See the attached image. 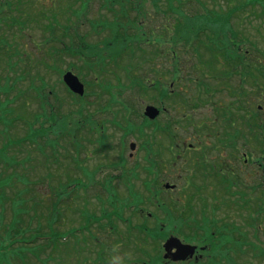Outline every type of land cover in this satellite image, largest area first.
I'll list each match as a JSON object with an SVG mask.
<instances>
[{"label": "rangeland", "instance_id": "1", "mask_svg": "<svg viewBox=\"0 0 264 264\" xmlns=\"http://www.w3.org/2000/svg\"><path fill=\"white\" fill-rule=\"evenodd\" d=\"M11 1L13 11L18 17L29 21L24 26L34 38L30 39L31 37H28L27 33L18 26L19 24L9 27L4 20L0 21V35L4 39L2 45L6 46L5 49H0V102L9 100L8 105L13 108V112H0V119L4 123H10L18 116L20 117L15 124L4 125L0 122V183H5L0 184V249L3 250L1 257L5 256L6 259H11L18 264H108L110 252H107L105 248L111 250L114 244H119V250L123 253L120 254L126 257L127 264H210L211 256L219 259L215 263L230 264V223H234L239 227L235 230L237 238L244 242L243 248L232 253L234 260L237 264H246L244 261L252 258L253 262L264 264V257L256 256L250 247L251 244L254 245L253 242L260 243L264 247V210H256L257 207L254 205L260 201L259 195L263 192L252 189L255 167L244 166L241 160L222 151L212 157H217L222 167L228 169L234 166L239 178L246 180L247 183L233 184L230 189L231 194H228L227 183H196L204 178L202 173L198 172V175L195 173L194 164H185L182 170L174 167L179 149L186 148L188 143L200 147L197 135L212 133L213 128L202 125L201 122L209 117L212 119L215 108L220 115L228 113L229 110L233 112L235 118L240 117V106L232 101L233 96L227 92L228 84L220 77L212 80L214 82L212 87L215 89L214 103H216L213 111L209 106H202L198 110L191 111L192 108L181 99L169 100L167 106L171 110L170 119H180L181 114L193 112L191 119L188 118L190 115L185 117L183 125H186V128L176 129L177 133L184 135V140L171 149L172 143L167 136L163 135V131L139 128L140 125H148L146 119L141 117L144 105L159 103L154 99L156 91L148 92L141 86L122 88L118 89L115 92L117 96L112 98L111 93L95 83L98 78L94 81L89 65L72 56L60 57V54L55 52L56 46H60L58 40L50 41L55 44V48L46 43L52 36L58 38L60 29L68 21L67 18H72L75 12L91 0H61L60 8L65 10L57 8V1L52 4L51 9L48 0H18V4H16L17 0ZM78 1H80L79 9L76 8ZM238 2V0H230L228 5H235ZM175 3L179 6L177 0ZM184 4L185 2L182 3V8ZM90 5L86 15L95 17L96 25L103 22L102 16L105 19L110 16L108 15L110 12L103 8L101 2L95 0ZM186 5L189 10L198 5L199 12L196 16L189 18L188 13L184 11L181 12L182 14L174 11L182 17L183 22H187L188 18V22L193 23L204 17V23L208 24L207 22L213 21L211 14L215 12L226 14L230 11L227 0H198V4L194 2ZM144 9L146 11V8ZM42 10H46L52 19L48 27L57 28V32L53 34L47 32L45 36ZM135 13L131 14V17L135 14L132 20L136 18L137 12ZM248 13L249 17L246 16ZM25 15H28L29 19H26ZM227 15L229 24L225 32H230L231 28V32H235L238 36L236 38L241 42L243 49H249L264 62V3L258 4L256 11H253V7L249 5L243 9L235 8ZM163 22L162 14H153L151 27ZM130 31L134 32L133 27ZM99 37L100 35L90 34L92 42L97 41ZM42 38L43 42H39ZM165 39L169 40L170 37ZM164 47L172 49L175 46L167 43ZM146 50L144 53L139 52L138 62L133 60L132 65H144L148 71L147 74L152 78L155 74L165 76L163 82L169 92L172 89L169 84L173 78H176L173 68L170 69L169 64H166L170 70H165V67L162 69L159 64L161 60L156 61L155 64L149 63L147 56L151 54H148ZM214 53L217 55L218 52L207 51V55L210 56L204 54L203 57L210 59ZM153 58H157L156 54ZM223 60L221 58L211 65L201 64L198 67L195 66L198 61L193 62L190 73L184 74L187 76V86L183 87L182 83L177 82L174 89L180 86L183 91L181 94L187 101L196 103L199 100L197 96L201 86L196 84V80L200 83L204 79L209 82L208 76L204 74L216 72L219 74L218 70L227 67ZM123 62L122 65H118L121 68L120 73L108 74V76L106 74L98 81L106 80L118 84L120 78L123 83L129 85L130 81L126 79L127 74L122 71ZM73 63L75 66H70ZM170 64L172 65V61ZM58 65L65 70H73L81 74L87 86L84 96L80 97L68 90ZM157 65V73H155L154 67ZM145 67L132 69V76L142 80L144 85L149 82L144 76ZM176 72L182 75L179 70ZM237 82L233 80L234 87L237 89L243 87H240ZM43 84L46 85L47 92L52 90L50 99L55 105L53 109L45 108L37 98L35 88ZM113 84L109 85L112 89ZM118 99H127L133 111H127L118 103H114ZM259 103H264V98ZM23 117L27 118V123L23 121ZM113 119L122 122L129 119L135 124V128H130L129 135H125L127 132L124 134L115 127L114 123H110ZM166 119L162 112L159 121L164 123ZM189 121L191 124L188 123ZM29 122H35L31 124L34 129L43 126L52 132L49 133V137L38 136L37 142H25L21 137L30 131ZM222 126L228 128L226 136H217V141L204 136L202 141H210L213 145L219 143L220 149L229 148V144L221 145L222 142L219 141L230 135L232 131L235 135L239 134L236 136L235 143L240 148L248 144L244 135H241L243 133L239 127L230 128L223 116L214 123L215 128L221 129ZM122 137H128V144L125 145ZM47 139L49 143H46ZM72 139L77 141L76 148ZM100 139L109 143L106 147V161L99 154ZM131 139L136 143L145 140L153 141L154 154L151 155V161L142 159L141 166H133L131 162L120 164L121 157L118 149L125 148L128 155L131 151L129 143ZM201 147H204V142ZM261 147L252 141L248 145V151L250 149L253 155L258 156V150ZM189 152L192 155L196 154L194 151L188 150V154ZM146 162H155L154 169H149ZM104 164H107V168L102 171ZM100 165L102 167H99ZM251 170L253 173H250ZM77 181L81 185H75ZM167 181L176 184L173 191L165 188ZM144 182H149L151 187L147 188L148 183ZM39 183L51 184L50 187L44 188L45 186ZM49 190L55 197L50 195ZM199 190V196L205 199L206 210L203 212L210 217L213 221L211 224L214 225L209 234L213 230L218 231L219 250L212 255L205 252L200 259L193 258L173 263L164 259L162 248L167 234L172 235L175 231L173 228L179 229L175 233L183 231L185 234L198 238L206 235L202 227L208 225L207 221L190 211V207L200 210L203 208L200 197L198 196L199 201L196 198ZM242 195L243 197H240ZM248 197L249 204L244 203ZM103 208L108 210L110 218L118 221L117 230L106 237L98 230L92 232L93 236H99L101 240H104L105 247L96 245L87 230H75L73 227L86 225L87 218L96 216L94 214L101 216ZM117 214L126 218L131 217L135 225L143 226L149 231L148 236L144 231H130L126 223L119 221ZM255 222L260 223V229L258 225L254 227ZM41 225L46 226L44 229L47 236L39 241V246L15 245L20 243L15 242L16 239L32 237L30 233L39 229ZM242 233L245 235L241 236ZM165 235L166 238H164ZM16 249L20 251H14ZM14 256L21 258L16 260Z\"/></svg>", "mask_w": 264, "mask_h": 264}, {"label": "trees", "instance_id": "2", "mask_svg": "<svg viewBox=\"0 0 264 264\" xmlns=\"http://www.w3.org/2000/svg\"><path fill=\"white\" fill-rule=\"evenodd\" d=\"M95 0H91V2H88L83 5V7L75 12L76 15L74 18H68L67 24L64 25L63 28L60 30V36L59 38L62 40L63 35H68L71 28L74 26V24H78L79 20L81 19L82 15H84L88 9L91 7V3ZM98 2H101L103 5V8L106 9V11H109L110 13L114 14L112 18L105 19L103 18L104 25L109 27L111 29L112 27V36H118L121 41L117 42L115 40H109L106 45V50L108 49V56L110 58L111 63L114 65H118V62L120 58H124L127 61L123 62L122 69L126 72L127 77L130 78V84L129 87L132 86H141L142 89L145 91H156L161 93V99L164 97L163 91L166 89L165 84L163 82V76L162 74L158 75L155 74L153 78L148 75V71L146 70V67L142 64L138 65H132V61L138 62V55L139 52H148V54H151L147 56L149 63L155 64L156 61H162L163 56L161 54L171 52V60L175 61L179 60L180 58V52L182 51L184 44H189L194 51H198L201 44L205 43L208 46V49L211 50V47L216 46L218 53L217 55L214 53L211 55V58L208 60H211L214 62V58H217V60H221L223 58L227 65L226 68L218 70L219 77L224 78L226 80V77H230L231 84L233 83V80L238 81L237 83L240 86L244 87V82L247 80V77L250 76L252 79L254 78V82H256L258 78V72H262V66H260L258 63L253 61L250 58L251 51L250 50H243L242 44L240 41L237 40L236 33L231 32H225L226 27L229 24L228 23V13H230L231 10H234L235 8L243 9L247 6H252L253 11L257 10V5L264 3V0H238L239 2L235 5H228V2L230 0H227V5L230 8V11L226 14L222 13H213L211 14L213 21L207 22L208 24L204 23L205 18L201 17L198 21H195L193 23L183 22L182 17L179 14H182L181 12L184 11L186 14L188 13L189 18L191 16H196L199 12V9H197L198 5H195L194 9L189 10L186 4L190 5L192 3L198 4V0H177L179 2V6L176 5V0H97ZM184 7L182 8V3H184ZM13 4V2L10 0H0V21L4 20L5 24L11 27L12 22L14 21L15 16L13 15L12 9H10V6ZM186 5V6H185ZM17 6V5H16ZM80 7V1H78V7ZM146 8V11L145 9ZM142 9V10H141ZM154 10V11H153ZM136 18L132 20L133 16L136 14ZM177 11L179 14H176ZM135 13L132 17L131 14ZM162 14L164 16V22L161 24H157L155 27H151L153 14L158 15ZM73 14V15H74ZM249 13L246 15L247 17ZM217 19V20H215ZM201 20V21H200ZM215 20V21H214ZM95 21H93V25L95 26ZM1 27V24H0ZM65 27H68L67 29H64ZM133 27L134 32L131 33L130 28ZM170 37L169 40H166L165 38ZM4 43L3 37L0 35V49H5L6 46L2 45ZM86 41H83L82 37L78 36V39L76 41H69V42H62L60 44L58 50L61 51L60 57L64 58V54L69 52L71 54H78L80 57H83L82 60L86 65H96L97 68H100L103 64L104 56L103 54L100 55V57H95L96 61L91 62L90 59L92 57V53L88 48L92 47L89 46L88 43L85 44ZM109 43V44H108ZM112 43V44H110ZM158 43V44H157ZM171 43L175 47H172V50L166 49L164 47L165 44ZM114 44V45H113ZM155 44H157L155 46ZM240 44V45H239ZM121 52L122 56L118 57L117 55ZM211 52V51H210ZM147 54V55H148ZM154 54H156L157 58L154 59ZM123 55H125L123 57ZM216 56V57H214ZM161 65V68L163 69L165 67L164 63H159ZM75 66V65H74ZM115 67V66H114ZM144 68L147 82L145 85L143 84L142 80L138 79L137 77L132 76V69L135 68ZM157 66L154 67L155 73H157ZM177 65H173V68H176ZM149 68H151V65H149ZM83 69V68H82ZM94 70H96V67H93ZM256 70V71H255ZM242 81H240L239 79ZM99 78V76H97ZM118 85H121L122 80L118 79ZM257 83V82H256ZM258 84V83H257ZM1 86V85H0ZM46 85L43 84L42 86H36L35 91H37V98L40 100V102L44 105V107L49 104V98L51 91L46 90ZM140 88V89H141ZM141 89V91H143ZM242 90L241 89V97L238 96L239 101H237V104H240L239 106H242ZM233 91L236 92L237 88L234 87ZM156 92L154 93V99H156ZM153 98V97H152ZM9 100H6L4 102H0V112L6 113L13 112V108L8 105ZM243 108V106H242ZM241 110L240 117L235 118L232 111H230V119L233 124L237 123L242 124L241 118L246 117V114L244 115ZM1 120V119H0ZM31 124L32 122H29V128L30 131L27 132V135L25 138L30 139L31 137L37 136L38 132H34L36 129L32 128ZM234 125L235 127H237ZM239 127V126H238ZM240 129V128H239ZM240 131L243 133L241 135L247 136L246 133L244 134V131L240 129ZM234 136H230V147L237 152L241 151L239 145L236 142V136L232 133ZM239 227L237 224L230 223V264H237V262L234 260V257L232 256V253L237 252V250H240L244 247V242L239 241L235 234V230ZM186 235V234H185ZM245 235L242 233L241 236ZM32 237H29L24 242L29 243L30 246H39V241L42 240L43 237H46L44 229H38L31 233ZM187 236V235H186ZM190 237V235H188ZM12 241V240H11ZM22 243V242H21ZM214 244V243H212ZM22 245V244H19ZM23 246V245H22ZM28 246V245H27ZM29 247V246H28ZM253 252L255 255L264 256V249L258 250V245L251 244ZM3 253V252H2ZM5 253V252H4ZM18 254V253H17ZM1 251H0V259L1 257ZM19 255V254H18ZM16 260H20L19 256H14ZM1 264H18L17 262L6 259L5 256L1 259Z\"/></svg>", "mask_w": 264, "mask_h": 264}, {"label": "flooded vegetation", "instance_id": "3", "mask_svg": "<svg viewBox=\"0 0 264 264\" xmlns=\"http://www.w3.org/2000/svg\"><path fill=\"white\" fill-rule=\"evenodd\" d=\"M170 54L168 53H163L161 54V56H163L162 58V63H170V60L168 58ZM175 83L172 82L170 84H172L171 86H173ZM172 92V91H171ZM170 96L171 93H168ZM125 105L124 108H126V106H130V102L126 99L124 101ZM118 106V105H117ZM146 105H144L145 107ZM131 108V107H130ZM132 109V108H131ZM120 110H124V109H120ZM165 112H167L165 114V117H167L166 120H164V126H166L167 128H170L171 126V122L174 119H170V109L167 107L166 109H164ZM125 112H127L126 110H124ZM144 112V110H143ZM142 118H145L144 116H141ZM118 119V118H117ZM146 119V118H145ZM127 121L122 122V121H116L115 119H113L110 123L111 124H115V127L119 130V131H123L124 134L127 132V134L125 135H129L130 133V128H135V124L130 122L129 119H126ZM146 121L148 122V120L146 119ZM130 122V124H129ZM163 126V125H162ZM146 129H152L153 130V125L152 124H148L146 126L144 125H140L139 128L140 130L145 128ZM185 128V125H184ZM142 132V131H141ZM148 134H150L151 132H147ZM164 136H167L169 142H171V134L169 132H163ZM175 136H178L177 142H176V146L179 145L180 141L184 140V135L182 133H176L174 132ZM207 136L209 137L210 140H215L217 141V136H219V134H215L214 132L212 133H208V135H204L202 133L198 134V143L200 144V147H195L192 143H188L187 147L184 149H179V153L177 154L176 157V162L174 163V167H176V169L182 170V168L184 167L185 164H194V166L196 167V174L202 173L203 176V180L197 181L196 183H227L229 190H230V170L227 171V176L229 177V179L227 181H224L223 178L219 175V162L217 157L216 158H212L215 154H217L219 152H225V154L229 155L230 153V147L229 148H225V149H220L219 148V143L217 144H212L210 141H202L203 137ZM121 139L124 140L125 145L128 144V137H122ZM100 141V145H101V149H100V155L103 157V159L106 161L107 157H106V150H107V146H109L108 142H105V140H99ZM204 142V147H201V145ZM130 152L127 155L126 154V149L123 147H120L118 149L119 152V156L121 157V163L120 164H126V163H133V166H141V160L143 159L144 161H151V155L154 154L153 153V141H149V140H145V141H141L139 143H136V141H133L132 139L130 140ZM170 144V143H169ZM168 144V147H169ZM170 149V148H168ZM188 150L190 151H194L196 152L195 155H192L191 152H189L188 154ZM222 151V152H220ZM177 152H175L176 154ZM218 154V155H219ZM196 162H198V165H196ZM147 163V167L149 169H154L155 167V162H146ZM170 162L168 161V164ZM99 167H102V165H100ZM222 167V166H221ZM107 168V164L103 165L102 171H104ZM222 173H226L225 170L222 168ZM198 175V174H197ZM221 177V178H220ZM187 181V180H186ZM144 183H149V182H144ZM202 189V186L200 188V190ZM197 193V201H199V192ZM199 196V197H198ZM201 198V197H200ZM191 199V197L189 198ZM105 201H107L106 199H104ZM104 208H107L106 206H104ZM102 210V215L99 216L97 214H94L96 216H93L92 218L88 217L87 218V224L84 225V230H87L89 233H92L95 230H98V232H100L104 237H106L107 233H110L111 231L114 232L115 230H117V226H118V221L117 219H113L112 217L110 218V213L107 212L108 210L104 209ZM118 215V214H117ZM149 216H151L150 213H148ZM119 217V221H122L123 219H126V217L122 216V215H118ZM129 220L131 222V226L135 225L133 223V219L131 217H129ZM115 228V229H114ZM93 235V233H92ZM95 241L94 243L96 244V242L98 241L99 236H95ZM197 255H200V249L197 250L196 252Z\"/></svg>", "mask_w": 264, "mask_h": 264}, {"label": "water", "instance_id": "4", "mask_svg": "<svg viewBox=\"0 0 264 264\" xmlns=\"http://www.w3.org/2000/svg\"><path fill=\"white\" fill-rule=\"evenodd\" d=\"M64 80L67 84L77 93H84V84L79 79L77 75H75L72 71H68L64 75ZM159 113V109L155 106L148 105L146 107V114L152 117H155ZM197 246L184 243L182 240L176 236L170 237L165 243L166 253L165 257H172L174 260H182L186 259L189 255H193ZM173 248H177L176 251H173Z\"/></svg>", "mask_w": 264, "mask_h": 264}, {"label": "clouds", "instance_id": "5", "mask_svg": "<svg viewBox=\"0 0 264 264\" xmlns=\"http://www.w3.org/2000/svg\"><path fill=\"white\" fill-rule=\"evenodd\" d=\"M119 244H114L111 248L108 264H127V259L124 255L120 254ZM130 259V257H128Z\"/></svg>", "mask_w": 264, "mask_h": 264}]
</instances>
